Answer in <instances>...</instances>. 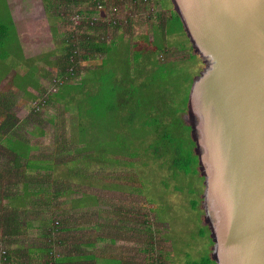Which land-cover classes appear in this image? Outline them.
Segmentation results:
<instances>
[{
    "label": "trees",
    "instance_id": "trees-1",
    "mask_svg": "<svg viewBox=\"0 0 264 264\" xmlns=\"http://www.w3.org/2000/svg\"><path fill=\"white\" fill-rule=\"evenodd\" d=\"M55 1L43 0L47 16L58 20L51 25L57 44L45 56L54 59L32 58L26 63L20 49L12 68L0 72V83L7 80L0 90V264H129L122 258L101 259L89 252L104 238L88 241L72 233L100 231L106 227L101 222L104 214L133 217L132 206L128 209L116 201L109 204L102 193L87 192L91 187L97 190L95 182L99 181L95 178H109L104 177L106 172H111L112 183L103 185V191L123 189L145 205L153 204L148 211L168 223L171 231L178 217L174 212L198 208L202 179L195 187V172L181 167L188 154L198 166L190 129L180 117L187 109L189 88L184 89L182 101L173 99L172 89L178 81H167L178 72L175 63L160 64L154 56L156 51L167 53L172 46L183 51L191 46L171 3L162 0L161 7L169 17L163 19L157 14L158 25L152 26L154 41L137 48L131 73L130 47L119 33L126 25L121 20L99 18L100 8L113 0ZM130 1L137 6L153 0ZM146 19L150 21L152 15ZM64 23L72 29L59 35L57 25L63 28ZM11 29L0 24L1 48L9 43ZM6 55L5 59L9 57ZM36 61H44L55 70V92L42 89L40 78L50 74L41 71ZM20 62L28 71L12 74L13 66ZM92 63L95 65L89 66ZM29 88L39 97L29 94ZM22 94L33 104L43 99L24 120L17 117L15 109ZM49 110L69 114V127L55 151L38 153L27 129L31 122H40L42 111ZM122 167L127 169L123 177L118 174ZM177 192L183 196L179 202L171 198ZM77 194L79 197H71ZM104 205L114 210L104 211ZM139 208L145 209L142 205ZM89 217H96L95 222ZM143 218L137 231L148 233L147 240L154 241L159 231L152 227L147 213ZM205 237L204 228L199 238ZM110 242L115 243V239ZM173 242L177 246L178 242ZM57 246L60 249L55 251ZM150 246L143 251H153L154 246ZM165 260L170 257L165 256ZM186 264L213 262L205 254Z\"/></svg>",
    "mask_w": 264,
    "mask_h": 264
},
{
    "label": "water",
    "instance_id": "water-1",
    "mask_svg": "<svg viewBox=\"0 0 264 264\" xmlns=\"http://www.w3.org/2000/svg\"><path fill=\"white\" fill-rule=\"evenodd\" d=\"M204 67L186 120L213 264H264V0H170Z\"/></svg>",
    "mask_w": 264,
    "mask_h": 264
},
{
    "label": "rangeland",
    "instance_id": "rangeland-1",
    "mask_svg": "<svg viewBox=\"0 0 264 264\" xmlns=\"http://www.w3.org/2000/svg\"><path fill=\"white\" fill-rule=\"evenodd\" d=\"M58 1L60 4L65 3V0H56L55 3ZM161 1L162 0H153L151 3H139L135 6L130 0H125L124 2L122 0H113L99 10L100 19H105L107 21L117 19L121 20L126 25V27L122 28V31H119V33L123 35L122 39L125 41L124 43H128L130 47L129 55L131 57V73H134L133 56L137 48H140L142 44H152L154 41L152 26L158 25L159 18L157 17V14H160L163 19L169 17V12L162 9ZM166 1L168 3L170 2V0ZM149 14L152 15V19L150 21H145ZM69 18L70 17H67V19ZM72 19L75 21V24H78L75 16L72 17ZM127 19H130L128 23L126 21ZM56 21L58 20L51 19L47 16L43 6V0H0V24H3V26H10V29L12 28L7 46H3L4 48H1L0 46V72L3 70L9 71L10 68H12L11 62L16 58L17 53L20 51V43L18 45L17 43L19 41H16V39L18 40L15 29L16 25L20 24L21 28H24L26 33L24 39H27L28 47H26V49H29L28 52L34 55L39 53V51H43L47 54V52L55 49L57 44L56 39L54 37L52 39L48 32L50 26L57 23ZM25 24L26 28L24 27ZM57 26L59 35H61L63 31L68 33L67 30L72 29L71 26L67 27L66 23H64L63 28L60 27V24ZM181 38H184V36L181 35ZM171 39L175 41V37L171 36ZM53 40L54 44L52 45ZM6 54H9L7 59H5V56H7ZM154 56L160 64L175 63L173 67L177 69L178 72L176 74L173 73V79L168 80L167 83H175V81H178V86H174L172 89L173 96L171 97L177 102L182 101V98L184 97V89L190 88L192 80L204 67L203 63L191 49L183 51L178 49L177 46H172L165 54L156 51ZM94 65L95 64L92 63L89 66ZM82 66L86 67V64L83 63ZM13 73L14 72H12V74ZM19 73H22V71ZM12 74H10V76ZM49 74L50 75L43 76L42 78L44 79H40L41 83L39 84L42 86V89L52 93L55 92L56 89V80L52 79V77L55 76V72H50ZM6 81L3 80L0 83V90L6 86ZM28 91L29 94L39 97V93L34 89L29 88ZM42 100L43 99H40L38 104L41 103ZM16 103V115L21 120L26 119L38 105L33 104L32 100L28 99V95L25 94L19 95ZM186 116L187 109L180 115V117L182 124L188 126ZM69 117L70 115L67 113L61 115L57 111L49 110L47 113L43 111L41 112V120H39V123L31 122L27 129V133L32 140V144L38 148V153H52V151H55V149L62 144L61 138L63 139L67 128L69 127ZM193 154L195 155L194 149ZM191 156L192 155L188 154L181 167L188 172H195L192 181L196 187L198 186V182L200 183L201 175L198 166L193 159L194 156H192L193 158ZM124 170L127 169L122 167L118 170V174L121 177L126 176L125 172H123ZM110 175H112L111 172L104 173V177L109 176L105 181H100L98 178H95L96 181H99L95 182L97 190L94 189V187H91L92 189H87V192L93 191L94 193H102V197L107 200V203L109 204L116 201V204L127 205L128 209L132 206V213L134 215L130 218L124 214L119 216L104 214L103 217L105 216V218L103 219L102 217L101 222L103 223V226L106 227H103L100 231L72 233L76 235L78 239L84 237V239H89L88 241L96 240L97 238L105 239L104 241L96 242L94 247L88 249L89 252L93 251L97 257H102V259L104 257L122 258L127 260L129 264H159L160 262H162V264H186L189 259L198 260L201 255L207 254L210 257V238L207 237L206 239L205 237L203 240L199 238L200 232H204V228L206 229L201 205L203 189L202 181L200 183L201 194L197 196L199 201L197 202L198 208L189 212H174L178 217H175V224L171 231V227L168 223L160 220L154 212L150 213L148 211V209L153 207V204L146 202L147 204L145 205L144 202L140 201L133 195L130 196L128 191L125 192L123 189L118 192L110 190L103 191V185L105 186L106 183H112ZM78 182L79 180H76L74 184L76 185ZM123 183L126 186L130 185L129 182L122 181V184ZM71 197H79V194L72 195ZM180 197L183 196L178 192L171 195V198L176 202H179ZM141 205L144 206L145 209H140L139 206ZM102 209H104V211H112L113 208L104 205ZM190 209L192 210L191 205ZM145 213L149 216L148 220L152 222V227L159 231L154 241L147 240L149 237L148 233H140L137 231L139 228V222H143L144 220L143 215ZM88 219L89 221L93 220L95 222L96 217H89ZM115 226H117V229H114ZM140 229H142V227ZM206 233L207 236H209L207 229ZM33 237L34 235L32 234V238ZM111 238L115 239V243L110 242ZM173 240L178 242L177 246ZM150 245L154 246V250L150 253H147V251L144 252L143 249L151 248ZM59 249L60 247L57 246L55 251H58ZM188 254H192L191 258H187ZM165 256L170 257V260L166 261ZM148 258H150L149 262L147 260Z\"/></svg>",
    "mask_w": 264,
    "mask_h": 264
},
{
    "label": "crops",
    "instance_id": "crops-1",
    "mask_svg": "<svg viewBox=\"0 0 264 264\" xmlns=\"http://www.w3.org/2000/svg\"><path fill=\"white\" fill-rule=\"evenodd\" d=\"M14 25H15V23H14ZM27 26L29 27L28 24H27ZM24 27L26 28V24H25ZM15 29H16V32H17V38H18V41L20 43V49H21V53H19V55L21 54L22 59L25 60L26 63L32 58H38V59L42 58V59H44L46 61L54 59V57H50V58L49 57H45L46 56V52H43V51L42 52L39 51V53H36L34 55L32 53L28 52L29 49H26V47H28V44H27V41H26L27 39L26 38L24 39V36L26 34L25 31H24V28L23 27L21 28V25L18 24V25L15 26ZM48 32L50 33L49 34L50 37H52V39H53L54 36H53L52 30H51V26H50V29L48 30ZM53 44H54V40H53L52 45ZM53 51H54V49L51 50L50 52H47V54L51 53ZM21 63L22 62H20L17 65H14L13 69H12V72H21L22 71V73H23L25 71H28V68L25 65V63L24 64L23 63L21 64ZM36 63H37V66L40 69H42L41 71H45V72H49V73L50 72H55V70L53 68L49 67L48 65H46L44 61H42V62H37L36 61ZM40 79H44V78L41 77ZM39 82H40V80H39ZM103 259H105V257ZM106 259H108V258H106Z\"/></svg>",
    "mask_w": 264,
    "mask_h": 264
},
{
    "label": "built area",
    "instance_id": "built-area-1",
    "mask_svg": "<svg viewBox=\"0 0 264 264\" xmlns=\"http://www.w3.org/2000/svg\"><path fill=\"white\" fill-rule=\"evenodd\" d=\"M76 19H78V18L76 17ZM77 21H78V20H77ZM77 21H76V22H77ZM77 23H78V22H77ZM56 85H57V83H56ZM55 87H56V86H55ZM55 91H56V89H55Z\"/></svg>",
    "mask_w": 264,
    "mask_h": 264
}]
</instances>
